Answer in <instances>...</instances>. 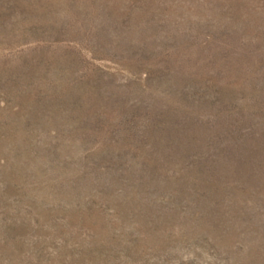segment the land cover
<instances>
[{
	"label": "rangeland",
	"instance_id": "1",
	"mask_svg": "<svg viewBox=\"0 0 264 264\" xmlns=\"http://www.w3.org/2000/svg\"><path fill=\"white\" fill-rule=\"evenodd\" d=\"M0 264H264V0H0Z\"/></svg>",
	"mask_w": 264,
	"mask_h": 264
}]
</instances>
